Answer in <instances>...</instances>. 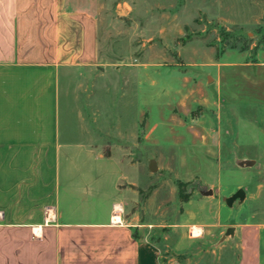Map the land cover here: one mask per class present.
I'll return each mask as SVG.
<instances>
[{
	"label": "rangeland",
	"instance_id": "rangeland-1",
	"mask_svg": "<svg viewBox=\"0 0 264 264\" xmlns=\"http://www.w3.org/2000/svg\"><path fill=\"white\" fill-rule=\"evenodd\" d=\"M71 1L98 18L105 68L89 75L86 88L72 86L65 99L76 108L72 126H79L85 89L109 136L117 124L133 126L143 108L147 130L154 126L147 142L137 135L131 151L139 196L132 210L144 225L137 234L154 242L161 264H237L247 239L240 228L250 229V237L264 229V144L256 140L264 113L256 100L264 73V0ZM245 65L252 66L248 73ZM247 74L254 94L244 110L226 101L224 82ZM123 92L135 93L137 103L125 112L116 104ZM258 92L264 103V84ZM213 95L216 105L209 104ZM85 114L91 123V110ZM212 116L215 130L198 140L194 127H210ZM239 189L244 200L229 207L226 200ZM194 226L205 230L193 237Z\"/></svg>",
	"mask_w": 264,
	"mask_h": 264
},
{
	"label": "crops",
	"instance_id": "crops-1",
	"mask_svg": "<svg viewBox=\"0 0 264 264\" xmlns=\"http://www.w3.org/2000/svg\"><path fill=\"white\" fill-rule=\"evenodd\" d=\"M103 69L100 24L88 9L71 0H0V264H161L154 242L137 234L144 225L132 210L139 196L131 151L139 133L147 142L154 129L146 128V110L133 126L117 124L111 137L85 89L79 126H72L76 108L65 99ZM258 76L256 100L264 111L258 92L264 73ZM234 77L224 82L226 101L249 110L254 77ZM135 96L123 92L115 103L128 111ZM217 100L213 95L209 104ZM212 124L194 127L198 140L213 133ZM104 138L111 141L105 145ZM245 230L237 264H264V229L254 237L247 228L241 235Z\"/></svg>",
	"mask_w": 264,
	"mask_h": 264
},
{
	"label": "water",
	"instance_id": "water-1",
	"mask_svg": "<svg viewBox=\"0 0 264 264\" xmlns=\"http://www.w3.org/2000/svg\"><path fill=\"white\" fill-rule=\"evenodd\" d=\"M153 165H154V162L151 161V163H150V165H149V170H150L151 172L154 171V167H153ZM246 165H247V166H252V165H254V162L250 161V162L246 163ZM211 193H212L211 191H208V192L205 193V195L208 196V195H211ZM244 198H245V192H244V190L239 189V190H237V191H236L231 197H229V198L226 200V203H227V205L230 207V206L233 204L234 201H236V200L243 201ZM232 232H233V229H231V228L227 230V233H228V234H231Z\"/></svg>",
	"mask_w": 264,
	"mask_h": 264
},
{
	"label": "clouds",
	"instance_id": "clouds-1",
	"mask_svg": "<svg viewBox=\"0 0 264 264\" xmlns=\"http://www.w3.org/2000/svg\"><path fill=\"white\" fill-rule=\"evenodd\" d=\"M202 229L198 230L197 232L194 233V235H201L202 234Z\"/></svg>",
	"mask_w": 264,
	"mask_h": 264
},
{
	"label": "bare ground",
	"instance_id": "bare-ground-1",
	"mask_svg": "<svg viewBox=\"0 0 264 264\" xmlns=\"http://www.w3.org/2000/svg\"><path fill=\"white\" fill-rule=\"evenodd\" d=\"M197 232V231H194V233ZM194 236H197V235H194Z\"/></svg>",
	"mask_w": 264,
	"mask_h": 264
}]
</instances>
